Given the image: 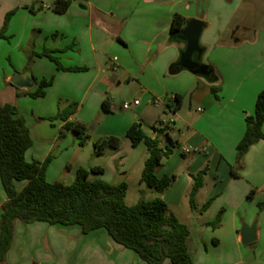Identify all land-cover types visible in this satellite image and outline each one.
Segmentation results:
<instances>
[{
    "label": "crops",
    "instance_id": "crops-1",
    "mask_svg": "<svg viewBox=\"0 0 264 264\" xmlns=\"http://www.w3.org/2000/svg\"><path fill=\"white\" fill-rule=\"evenodd\" d=\"M56 1L0 0V30L8 14L13 12L6 31L8 40L15 37V46L20 48L23 62L25 57L36 56L32 69L24 68L21 63L4 72L2 77L0 58V104L17 105L20 109L25 103L23 98L35 99L26 94L35 92L42 80L52 78V85L45 90V97L37 99L47 101L52 97L55 100V95L60 96L58 99L68 98L79 103L80 114L90 109L94 113L104 114L105 118L101 122H90L88 131L91 140L81 148L73 133L60 138L65 124L63 122L58 121L54 125L49 123L44 133L40 131L44 122L42 119L54 117L58 113V105L55 106L52 98L47 105L41 102L32 117L21 108L23 112L20 114L27 116L33 140V146L26 154L27 161L44 162L53 155L54 159L47 170V180L51 183L63 180L71 184L80 168L91 170L99 167L104 169V173L94 179L130 186L132 173L136 168L137 171L142 168V174L149 155L144 144L133 146L127 131L138 119L148 125L154 124L159 130L168 128V121H173L170 130L161 136L160 141L162 148L172 143L174 150L163 160L157 176H175L163 199L170 213L190 229L188 243L195 264H264L263 218L256 223L257 244L252 254L242 246L241 229L243 224L252 227L253 220L249 212L243 215V208L246 207L252 214L255 207L259 208V204L264 202V180L260 181L257 176V180L249 178L247 181L249 162L257 158L264 164V141L253 146L246 154V171L240 172L239 177H233L231 173L236 164L237 146L246 132L245 119L255 114L257 98L264 90V40L257 37L256 31L228 23L229 27L222 29L218 35L223 38L222 48L216 51L217 55L213 52L211 58L204 61L210 42L202 41V37L212 23L204 17L190 15L189 9L182 13L170 7L168 23L158 22L159 27L153 30L155 33L151 38L140 39L139 35L149 28L142 29L144 26L138 28L132 24L129 28L130 14L126 10L132 4L130 0H71V6L65 14L53 11ZM119 1L123 6L120 19L125 21L122 29L112 10H106ZM151 1L154 0H146V4ZM155 8L158 14L164 11L159 5ZM120 9L119 4H116L115 10L118 12ZM146 11L149 13L151 10L147 8ZM175 14L184 16L187 21L200 20L205 23L200 41L205 49L202 62L213 70L212 80L177 67L185 44L170 42ZM246 32L250 35H246ZM47 50L63 66L87 70L59 71L49 58L38 56ZM139 55H142V60H139ZM25 74H30L35 80L32 89H21L11 83L15 76ZM136 80H139L142 101L134 99L129 110H125L123 104L120 110L126 112L116 113L115 102L105 97L111 86L118 83L120 86L123 83L132 85ZM162 81L174 87L176 95L182 98L190 94L191 102L197 105L196 120L193 113H190L191 122L183 120L178 114L179 110L175 111V106L173 110L169 106L166 108L154 98V94L162 96L165 88ZM213 82L221 87L218 98L210 90ZM105 100H108L111 109L107 113L102 109ZM136 101L139 105H134ZM132 108L135 110L131 111ZM168 111L173 115L170 119H167ZM76 115L70 120L73 121ZM174 118L182 120L185 129H176ZM173 132H177L176 137ZM105 137L121 138V148L117 151L106 150L97 157L94 143ZM164 139L167 140L166 144ZM187 149L190 153L185 152ZM93 157L98 159L94 163ZM91 164L94 165L91 167ZM205 168H208V172L204 185L196 194V208H192L189 200L193 187L192 176ZM139 181L140 186H146L141 178ZM239 182L242 186H238ZM1 187L0 216L1 206L7 201ZM202 192L204 198L199 203L197 198ZM251 192L253 197L249 196ZM146 194H151L152 199L156 196L155 191L148 187L147 191H142V196ZM210 200H213L211 207L201 212ZM229 207L233 208L231 216L224 211L220 225L213 227L219 213ZM6 264L146 263L133 251L113 242L104 230L85 235L78 227L17 221ZM164 264L171 263L167 261Z\"/></svg>",
    "mask_w": 264,
    "mask_h": 264
},
{
    "label": "trees",
    "instance_id": "trees-1",
    "mask_svg": "<svg viewBox=\"0 0 264 264\" xmlns=\"http://www.w3.org/2000/svg\"><path fill=\"white\" fill-rule=\"evenodd\" d=\"M71 0H57L53 11L65 14L71 6ZM8 14L4 27L0 30V39L8 40L6 31L10 18ZM187 19L175 14L171 25L170 42L173 36L186 25ZM39 57H47L56 64L59 71L82 72L87 68H67L51 51H44ZM35 81V80H34ZM52 80H42L35 92L26 94L31 98H43ZM211 92L218 98L221 87L213 82ZM182 97L175 95V111L180 110ZM105 113L110 112V104L105 100L102 105ZM78 111L77 103L62 106L59 103L58 113L51 118H43L53 125L55 122L65 123L60 138L73 133L81 148L91 140L85 124L71 121L70 118ZM246 132L237 146L236 164L232 168L233 177H239L244 170V159L249 150L264 141V90L256 102L255 114L247 116ZM138 119L127 131V137L134 147L144 144L148 151L141 182L153 189L156 196L152 200H140L129 206L126 203L128 185L107 183L101 179H91V175L100 176L103 168L88 170L80 168L71 184L63 181L51 183L47 180V170L54 159L50 155L44 162H28L27 152L33 146L30 128L26 118L20 114L16 105L0 104V183L7 197L1 206L0 216V264H6L7 255L11 250L17 221L24 224L46 223L51 226L78 227L88 235L104 230L117 245L133 251L146 264H195L189 248L190 229L170 213L163 194L173 182L175 176L158 178L157 171L164 159L174 150L171 143L162 148L160 138L170 130H159L149 127ZM168 135V134H167ZM122 140L118 137H105L94 143L95 156H101L106 150L117 151ZM208 168L193 175V187L190 194L192 208H196V194L204 185ZM25 183L22 189L18 184ZM253 195V192H251ZM213 203L208 201L201 212L207 211ZM261 210L264 204H259ZM224 213L222 210L213 227H218Z\"/></svg>",
    "mask_w": 264,
    "mask_h": 264
},
{
    "label": "rangeland",
    "instance_id": "rangeland-1",
    "mask_svg": "<svg viewBox=\"0 0 264 264\" xmlns=\"http://www.w3.org/2000/svg\"><path fill=\"white\" fill-rule=\"evenodd\" d=\"M130 1H132V4L129 5L130 8L128 6L126 10V13L130 14V16L128 17V20L130 22L129 28H131V24L138 28L144 26V28L142 29L149 28L147 31H143L141 35H139L140 39L141 37H143V39L151 38L155 33V31L153 30L159 27L158 22H160L159 24H161V22H163L164 24L166 21L168 23L169 21L168 9L170 7H174V9H176V12H182V13L189 9L188 12L190 13V15L195 16V17H204V19L211 22L212 25L210 29H208L204 33V36L202 37V41L210 42L209 44H207L208 52L205 56L204 61L209 60L213 52H215V55H217L216 51L222 48L221 43L223 41V38L221 37L219 38L218 35L222 29L225 30L229 27L228 23L234 24V26H240L242 28L256 31L257 37L260 40H264V0H154V1L148 2V5L146 4V0H130ZM99 4L102 5V1H100ZM116 4H119V7L121 8L118 12L115 10ZM116 4L114 6L107 7L106 10L107 11L112 10L111 13L116 15L117 20L120 24V29H122L125 23L123 19H120L122 15L123 6L120 1L117 2ZM157 5H159V8L161 7L164 8L163 9L164 11L158 14L155 8ZM147 8L151 10L149 13L146 11ZM11 31L14 33V29H12ZM144 32L146 35H144ZM126 33L127 31H125V34ZM246 35H250V33L246 32ZM170 38L171 36L169 37V39ZM15 40L16 39L14 37L11 40H7V41L1 40L0 41L1 77L4 72L8 71L9 69H14L17 65H21V63L24 68L32 69L33 67L36 56H32V57L29 56L28 58L25 57L26 60L23 62L19 54L20 48H17L15 46L16 44ZM140 54H141V51H140ZM139 58H140L139 60H142V55H139ZM51 79L52 78H50V80ZM162 84L165 87V88L162 87L164 88L162 90L163 92L162 96H158L154 94V98H156L157 100L161 101L164 105H166V108L167 106H169L173 110V107L175 106V102L173 98L176 95L174 87L168 86V83L164 81H162ZM157 86L160 87L159 85ZM108 93L109 94L105 97H108L111 101L115 102L114 104L117 106L116 113L118 114H122L126 112V111L120 110L123 104L125 103L131 104L134 99H137L139 102L142 101V93H141V88L139 86V80H136V82L133 83L132 85H126L125 83H123L122 86H120L119 83L113 84L111 86V90ZM55 96H56L55 97L56 101L51 97L52 102L54 101L55 103V106L56 105L59 106V103L63 107L70 103H77L79 105L78 102L69 101L68 98L58 99V97L60 96H57V95ZM50 99H47V101L46 100L44 101L43 99L40 100V99L23 98L22 100L25 103L21 105V108L25 109L27 115L32 117L33 111H36L38 109L41 102H45L47 105L49 104ZM183 99L184 101H183L182 107L178 112L179 116L183 120L187 122H191L190 113H193L194 120H196L198 118V115L196 113L197 105L191 102L190 94L184 96ZM17 108L19 112H23L21 108L19 109V106H17ZM134 110L135 109L133 108L131 109V111H134ZM78 112L73 121L81 122L85 124L87 129L91 121L94 120L96 122H101L105 118L104 114L98 113V112L94 113L90 109H87V110L85 109L84 111H82L81 114L80 112L79 113ZM168 114L169 116L167 119H170V117H173V115L170 112ZM23 116L25 117L26 115H23ZM174 119L176 120V127H175L176 129H181V130L185 129V124L182 122V120H179L177 118H174ZM43 121L44 122L42 123V129L40 130L42 133L46 131V128H48L47 127L48 124L51 123L48 120H43ZM146 125L148 126L146 130L150 134L151 130L149 129V127H155V125L154 124L152 125L146 124ZM173 136L176 137L177 132H173ZM163 142L166 144L167 140L164 139ZM97 160H96V157H93L92 163L96 162ZM93 165L94 164H91V167ZM141 169L142 168H140V171L139 170L137 171V168H136L131 176L130 186H128V194L126 197V203L129 206L137 204L142 199L152 200L151 194H146L145 196H142V191L143 190L147 191V186H140L139 180L142 176ZM246 169H247V165L244 159V171H246ZM66 170L68 171V167H66ZM248 171L249 172H248L247 181L249 178L257 180V176L260 179V181L264 180V164L260 163L257 158L253 159L252 162H249ZM94 178L95 176L92 174L91 179H94ZM247 181L245 180L246 183ZM24 186H25V183L18 184L19 189H22ZM238 186H242V183L239 182ZM203 193L204 192H202L197 198L199 203H201L204 198ZM249 196L253 197L251 193H249ZM263 200H264V196H263ZM260 204H264V202L262 201V203ZM232 209H233L232 207H229V208H224L223 210L225 211V214L228 213V215L231 216L232 211H233ZM248 212L253 217L252 224H251L252 226L256 225V223L259 221L261 217L263 218V222H264V217H263L264 209L261 210L258 207L256 209L255 207L254 212H252L251 214L250 211L246 209V207L243 208V211H242L243 215H247ZM244 226H248V225L243 224V227ZM241 229L243 228L241 227ZM256 244L257 243L251 244V245L242 244V246L243 248L246 249V252L252 254V252L255 250ZM262 244H264V240Z\"/></svg>",
    "mask_w": 264,
    "mask_h": 264
},
{
    "label": "water",
    "instance_id": "water-1",
    "mask_svg": "<svg viewBox=\"0 0 264 264\" xmlns=\"http://www.w3.org/2000/svg\"><path fill=\"white\" fill-rule=\"evenodd\" d=\"M205 26V23L200 20H189L173 38L185 44V49L180 53L177 67L195 76L212 80L213 70L202 62L205 49L201 46L200 41ZM11 83L21 89H32L35 81L30 74H25L15 76ZM256 240V225L252 227L244 226L242 230L243 244L251 245Z\"/></svg>",
    "mask_w": 264,
    "mask_h": 264
},
{
    "label": "built area",
    "instance_id": "built-area-1",
    "mask_svg": "<svg viewBox=\"0 0 264 264\" xmlns=\"http://www.w3.org/2000/svg\"><path fill=\"white\" fill-rule=\"evenodd\" d=\"M173 99H175V96H174ZM134 105H139V102L136 101V102L134 103ZM123 108H124L125 110H129V109L131 108V104H127V103H125L124 106H123ZM167 125H168V127L170 128V127L173 125V121H170ZM185 152H186V153H190V150L187 149V150H185Z\"/></svg>",
    "mask_w": 264,
    "mask_h": 264
}]
</instances>
